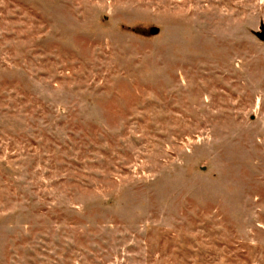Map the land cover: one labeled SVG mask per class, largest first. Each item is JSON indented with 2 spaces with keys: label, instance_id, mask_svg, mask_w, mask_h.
Instances as JSON below:
<instances>
[{
  "label": "rangeland",
  "instance_id": "rangeland-1",
  "mask_svg": "<svg viewBox=\"0 0 264 264\" xmlns=\"http://www.w3.org/2000/svg\"><path fill=\"white\" fill-rule=\"evenodd\" d=\"M264 0H0V264H264Z\"/></svg>",
  "mask_w": 264,
  "mask_h": 264
},
{
  "label": "water",
  "instance_id": "water-1",
  "mask_svg": "<svg viewBox=\"0 0 264 264\" xmlns=\"http://www.w3.org/2000/svg\"><path fill=\"white\" fill-rule=\"evenodd\" d=\"M257 37L261 40H264V34L263 33H257Z\"/></svg>",
  "mask_w": 264,
  "mask_h": 264
}]
</instances>
